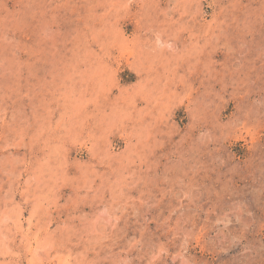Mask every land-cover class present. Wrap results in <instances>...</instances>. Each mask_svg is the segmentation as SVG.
Listing matches in <instances>:
<instances>
[{
    "label": "rangeland",
    "instance_id": "374dc122",
    "mask_svg": "<svg viewBox=\"0 0 264 264\" xmlns=\"http://www.w3.org/2000/svg\"><path fill=\"white\" fill-rule=\"evenodd\" d=\"M0 264H264V0H0Z\"/></svg>",
    "mask_w": 264,
    "mask_h": 264
}]
</instances>
